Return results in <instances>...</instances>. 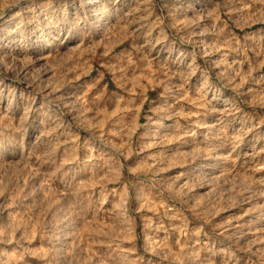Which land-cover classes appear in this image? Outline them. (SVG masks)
<instances>
[{
  "label": "rangeland",
  "instance_id": "obj_1",
  "mask_svg": "<svg viewBox=\"0 0 264 264\" xmlns=\"http://www.w3.org/2000/svg\"><path fill=\"white\" fill-rule=\"evenodd\" d=\"M0 60V264H264V0H0Z\"/></svg>",
  "mask_w": 264,
  "mask_h": 264
},
{
  "label": "bare ground",
  "instance_id": "obj_2",
  "mask_svg": "<svg viewBox=\"0 0 264 264\" xmlns=\"http://www.w3.org/2000/svg\"><path fill=\"white\" fill-rule=\"evenodd\" d=\"M47 2H48V1H47ZM49 2H50V1H49ZM187 8H188V7H187ZM144 9H145V8H144ZM66 10H67V9H66ZM140 10H141V9H140ZM98 12H99V11H98ZM191 13H192V12H191ZM183 14H184V13H183ZM130 18H131V17H130ZM197 18H198V17H197ZM204 18H205V17H204ZM126 23H127V22H126ZM33 24H34V23H33ZM119 26H120V25H119ZM121 26H122V25H121ZM179 26H180V25H179ZM46 27H47V26H46ZM115 27H116V26H114V28H115ZM129 27H130V26H129ZM108 28H109V26H108ZM127 28H128V27H127ZM203 28H204V27H203ZM49 29H50V28H49ZM128 29H129V28H128ZM106 30H107V29H106ZM207 30H208V29H207ZM124 31H125V30H124ZM128 31H129V30H128ZM203 31H204V29H203ZM188 32H189V31H188ZM50 33H51V32H50ZM109 33H110V31H109ZM185 33H186V32H185ZM185 33H184V34H185ZM190 33H192V32L190 31ZM52 34H53V33H52ZM54 34H56V33H54ZM77 34H79V33H77ZM116 34H117V33H116ZM113 35H114V34H113ZM119 35H120V34H119ZM126 35H127V34H126ZM126 35H125V36H126ZM131 35H132V34H131ZM191 35H192V34H191ZM193 35H194V34H193ZM111 36H112V35H111ZM115 37H116V36H115ZM117 37H118V36H117ZM127 37H128V36H127ZM92 38H93V37H92ZM104 38H105V37H104ZM108 38H109V37H108ZM113 38H114V37H113ZM94 39H95V38H94ZM115 39H116V38H115ZM118 39H119V38H118ZM72 40H73V39H72ZM88 40H90V39H88ZM129 40H130V39H129ZM131 40H133V39H131ZM134 40H135V39H134ZM112 41H113V39H112ZM105 42H107V41H105ZM108 42H109V41H108ZM132 42H133V41H132ZM192 42H193V41H192ZM51 43H52V42H51ZM60 43H61V42H60ZM75 44H76V43H75ZM199 44H200V43H199ZM70 45H71V44H70ZM80 45H81V44H80ZM74 46H75V45H74ZM85 46H86V45H85ZM196 47H197V46H196ZM84 48H85V47H84ZM210 48H211V47H210ZM79 49H80V48H78V49L76 50V52H77ZM199 49H200V48H199ZM69 51H70V50H69ZM204 52H205V51H204ZM63 53H64V52H63ZM63 53H62V54H63ZM67 53H68V52H67ZM73 53H74V52H73ZM81 53H82V52H81ZM32 54H33V53H32ZM75 54H76V53H75ZM77 54H78V53H77ZM214 54H215V53H214ZM5 55H6V54H5ZM209 55H210V54H209ZM32 56H33V55H32ZM36 56H37V55H36ZM61 56H63V55H61ZM140 56H141V55H140ZM146 56H147V55H146ZM146 56H145V57H146ZM24 57H25V55H24ZM47 57H49V55H48ZM54 57H55V55H54ZM57 57H58V56H57ZM145 57H143V58H145ZM147 57H148V56H147ZM221 57H222V56H221ZM22 58H23V57H22ZM61 58H62V57H61ZM61 58H60V59H61ZM64 58H65V57H64ZM66 58H67V57H66ZM74 58H75V57H74ZM219 58H220V57H219ZM1 59H2V58H1ZM13 59H14V58H13ZM41 59H42V58H41ZM60 59H59V61H60ZM62 59H63V58H62ZM70 59H71V57H70ZM124 59H125V58H124ZM5 60H6V59H5ZM51 60H52V59H51ZM73 60H74V59H73ZM0 61H2V60H0ZM8 61H9V60H8ZM67 61H68V60H67ZM67 61H66V62H67ZM104 61H105V59H104ZM119 61H120V60H119ZM217 61L219 62V60H217ZM221 61H223V60H221ZM230 61H231V60H230ZM75 62H76V61H75ZM108 62H109V61H108ZM134 62H135V61H134ZM161 62H162V61H161ZM161 62H160V63H161ZM224 62H225V61H224ZM8 63H10V62H8ZM35 63H36V62H35ZM45 63H47V62H45ZM59 63H60V62H59ZM59 63H58V64H59ZM69 63H70V62H69ZM106 63H107V62H106ZM140 63H141V62H140ZM158 63H159V62H158ZM226 63H227V62H226ZM13 64H14V63H13ZM66 64H67V63H66ZM75 64H76V63H75ZM115 64H116V63H115ZM115 64H114V65H115ZM133 64H134V63H133ZM162 64H163V63H162ZM220 64H221V62H220ZM0 65H1V64H0ZM25 65H27V64H25ZM60 65H61V64H60ZM62 65H63V64H62ZM68 65H70V64H68ZM225 65H226V64H225ZM32 66H33V65H32ZM48 66H49V65H48ZM85 66H86V65H85ZM85 66H84V67H85ZM132 66H133V65H132ZM152 66H153V65H152ZM236 66H237V65H236ZM30 67H31V66H30ZM66 67H67V66H66ZM169 67H170V66H169ZM225 67H226V66H225ZM37 68H38V67H37ZM47 68H49V67H47ZM62 68H64V67H62ZM85 68H86V67H85ZM229 68H230V67H229ZM1 69H2V68H1ZM29 69H30V68H29ZM51 69H52V68H51ZM54 69H55V67H54ZM56 69H57V68H56ZM110 69H111V68H110ZM226 69H227V68H226ZM230 69H231V68H230ZM63 70H64V69H63ZM218 70H219V69H218ZM232 70H233V69H232ZM10 71H11V69H10ZM71 71H72V70H71ZM81 71H82V70H81ZM81 71H80V72H81ZM165 71H166V70H165ZM8 72H9V71H8ZM35 72H36V70H35ZM58 72H59V71H58ZM65 72H66V71H65ZM73 72H74V71H73ZM82 72H83V71H82ZM116 72H117V71H116ZM154 72H155V71H154ZM166 72H167V71H166ZM174 72H175V71H174ZM219 72H220V70H219ZM25 73H26V72H25ZM74 73H75V72H74ZM157 73H159V72H157ZM160 73H161V72H160ZM33 74H34V73H33ZM33 74H32L31 76H33ZM82 74H83V73H82ZM168 74H170V73H168ZM232 74H233V72H232ZM2 75H3V74H2ZM12 75H13V74H12ZM64 75H65V74H64ZM67 75H68V74H67ZM78 75H79V74H78ZM118 75H119V74H118ZM136 75H137V74H136ZM151 75H152V74H151ZM226 75H227V73H226ZM70 76H71V75H70ZM178 76H179V75H178ZM230 76H231V75H230ZM9 77H10V76H9ZM34 77H35V76H34ZM60 77H61V76H60ZM73 77H74V76H73ZM171 77H172V76H171ZM171 77H170V78H171ZM176 77H177V76H176ZM24 78H25V77H24ZM76 78H77V77H76ZM115 78H116V77H115ZM180 78H181V77H180ZM177 79H179V78H177ZM21 80H22V79H21ZM26 80H27V78H26ZM30 80H31V79H30ZM44 80H45V79H44ZM115 80H116V79H115ZM227 80H228V79H227ZM41 81H42V80H41ZM48 81H49V80H48ZM62 81H63V80H62ZM162 81H164V80H162ZM172 81H173V80H172ZM180 81H181V80H180ZM186 81H187V80H186ZM22 82H23V81H22ZM33 82H34V81H33ZM157 82H158V81H157ZM166 82H167V81H166ZM227 82H228V81H227ZM229 82H230V81H229ZM5 83H6V82H5ZM58 83H60V82H58ZM58 83H57V85H58ZM31 84H32V81H31ZM233 84H235V83L233 82ZM52 85H53V84H52ZM54 85H55V84H54ZM84 85H85V84H84ZM121 85H122V84H121ZM181 85H182V84H181ZM183 85H184V84H183ZM25 86H26V85H25ZM29 86H30V85H29ZM47 86H48V85H47ZM58 86H60V85H58ZM81 86H83V85H81ZM50 87H51V86H50ZM52 87H53V86H52ZM79 87H80V86H79ZM91 87H92V86H91ZM183 87H184V86H183ZM29 88H30V87H29ZM39 88L41 89V87H39ZM80 88L82 89V87H80ZM92 88H93V87H92ZM92 88H91V90H92ZM56 89H57V88H56ZM81 89H80V90H81ZM88 89H89V88H88ZM174 89H175V88H174ZM174 89H173V90H174ZM195 89H196V88H195ZM76 90H77V89H76ZM170 90H171V89H170ZM170 90H169V91H170ZM51 91H52V90H51ZM58 91H59V90H58ZM58 91H57V92H58ZM77 91H78V90H77ZM133 91H134V90H133ZM195 91H196V90H195ZM97 92H98V90H97ZM193 92H194V91H193ZM19 93H20V92H19ZM36 93H37V92H36ZM43 93H44V92H43ZM91 93H92V92H91ZM168 93H169V92H168ZM182 93H183V92H182ZM198 93H199V92H198ZM198 93H197V94H198ZM73 94H74V93H73ZM175 94H176V93H175ZM22 95H23V94H22ZM41 95H42V94H41ZM66 95H67V94H66ZM76 95H77V94H76ZM217 95H218V94H217ZM68 96H69V95H68ZM98 96H99V94H98ZM174 96H175V95H174ZM181 96H182V94H181ZM198 96H199V95H198ZM54 97H55V96H54ZM54 97H53V98H54ZM76 97H77V96H76ZM76 97H75V99H76ZM115 97H116V96H115ZM117 97H118V96H117ZM60 98H61V97H60ZM99 98H100V97H99ZM103 98H105V97H103ZM75 99L73 98V100H75ZM174 99H176V98H174ZM51 100H52V99H51ZM69 100H70V99H69ZM91 100H92V99H91ZM97 100H98V99H97ZM70 101H71V100H70ZM77 101H79V100H77ZM98 101H99V100H98ZM192 101H193V100H192ZM90 102H91V101H90ZM77 103H78V102H77ZM80 103H81V102H80ZM85 103H86V102H85ZM85 103H84V104H85ZM112 103H113V102H112ZM69 104H70V103H69ZM74 104H75V102H74ZM48 105H49V104H48ZM82 105H83V104H82ZM82 105H81V106H82ZM68 106H69V105H68ZM71 106H72V105H71ZM79 106H80V105H79ZM115 106H116V105H115ZM15 107H16V106H15ZM206 107H207V106H206ZM53 108H54V107H53ZM87 108H88V107H87ZM102 108H103V107H102ZM221 108H222V107H221ZM227 109H228V108H227ZM59 110H60V109H59ZM82 110H83V109H82ZM85 110H86V109H85ZM156 110H157V109H156ZM156 110H155V111H156ZM176 110H177V109H176ZM214 110H215V109H214ZM24 111H25V110H24ZM26 111H27V110H26ZM104 111H105V110H104ZM111 111H112V110H111ZM111 111H110V112H111ZM209 111H210V110H209ZM61 112H62V111H61ZM86 112H87V111H86ZM182 112H183V111H182ZM184 112H185V111H184ZM225 112H226V111H225ZM88 113H89V111H88ZM112 113H113V111H112ZM114 113H115V112H114ZM164 113H165V112H164ZM216 113H217V112H216ZM43 114H44V113H43ZM89 114H90V113H89ZM115 114H116V113H115ZM154 114H155V113H154ZM160 114H161V113H160ZM160 114H159V115H160ZM177 114H178V113H177ZM184 114H185V113H184ZM63 115H64V114H63ZM93 115L96 116V114H93ZM93 115H92V116H93ZM100 115H101V114H100ZM174 115H175V114H174ZM185 115H186V114H185ZM24 116H25V115H24ZM64 116H65V115H64ZM79 116H80V115H79ZM92 116H90V117H92ZM161 116H162V114H161ZM186 116H187V115H186ZM214 116H215V115H214ZM8 117H9V116H8ZM99 117H100V116H99ZM103 117H104V116H103ZM113 117H114V116H113ZM159 117H160V116H159ZM216 117H217V116H216ZM17 118H18V117H17ZM68 118L70 119V117H68ZM107 118H108V117H107ZM150 118H151V117H150ZM168 118H169V117H168ZM189 118H190V117H189ZM219 118H220V117H219ZM49 119H50V118H49ZM104 119H105V118H104ZM13 120H14V119H13ZM83 120H84V119H83ZM86 120H87V119H86ZM89 120H91V119H89ZM197 120H198V119H197ZM218 120H219V119H218ZM8 121H9V120H8ZM44 121H45V120H44ZM106 121H107V120H106ZM152 121H153V120H152ZM199 121H200V120H199ZM88 122H89V121H88ZM156 122H157V121H156ZM158 122H159V121H158ZM167 122H168V121H167ZM192 122H193V121H192ZM2 123H3V122H2ZM15 123H16V122H15ZM15 123H14V124H15ZM48 123H49V122H48ZM72 123H73V122H72ZM96 123L98 124L99 122H96ZM96 123H95V125H96ZM113 123H114V122H113ZM221 123H222V122H221ZM12 124H13V123H12ZM65 124H66V123H65ZM190 124H191V123H190ZM202 124H204V123H201V125H202ZM21 125H23V123H22ZM21 125H20V126H21ZM46 125H47V124H46ZM81 125H82V124H80V126H81ZM100 125H101V124H100ZM103 125H105V124H103ZM103 125H102V126H103ZM154 125H155V124H154ZM204 125H206V124H204ZM7 126H8V125H7ZM57 126H58V125H57ZM98 126H99V125H98ZM98 126H97V127H98ZM146 126H147V125H146ZM157 126H158V125H157ZM160 126H162V125H160ZM173 126H174V125H173ZM210 126H213V125H210ZM2 127H3V126H2ZM85 127H86V126H85ZM202 127H203V126H202ZM8 128H9V127H8ZM105 128H106V127H105ZM146 128H147V127H146ZM152 128H153V127H152ZM152 128H151V130H152ZM223 128H224V127H223ZM13 129H14V128H13ZM38 129H39V128H38ZM94 129H95V128H94ZM98 129H99V128H98ZM148 129H149V128H148ZM218 129H219V128H218ZM79 130H80V129H79ZM83 130H84V129H83ZM102 130H103V129H102ZM211 130H212V128H211ZM47 131H48V130H47ZM99 131H100V130H99ZM147 131H148V130H147ZM175 131H176V130H175ZM183 131H184V130H183ZM202 131H203V130H202ZM238 131H239V130H238ZM48 132H49V131H48ZM63 132H64V131H63ZM76 132H77V131H76ZM95 132H96V131H95ZM129 132H130V131H129ZM153 132H154V131H153ZM161 132H162V131H161ZM187 132H188V131H187ZM187 132H186V133H187ZM226 132H227V131H226ZM226 132H225V133H226ZM242 132H243V131H242ZM44 133H45V132H44ZM61 133H62V132H61ZM73 133H74V132H73ZM77 133H78V132H77ZM90 133H91V132H90ZM149 133H150V132H148V134H149ZM151 133H152V132H151ZM164 133H165V132H164ZM166 133H167V132H166ZM168 133H169V132H168ZM210 133H211V132H210ZM64 134H65V133H64ZM67 134H69V133H66V135H67ZM70 134H71V133H70ZM70 134H69V136H70ZM145 134H146V133H145ZM161 134H162V133H161ZM171 134H172V133H171ZM171 134H169V135H171ZM177 134H178V133H177ZM182 134H183V133H182ZM218 134H219V133H218ZM240 134H241V133H240ZM90 135H91V134H90ZM174 135H175V134H174ZM186 135H187V134H186ZM196 135H197V133H196ZM203 135H204V134H203ZM224 135H225V134H224ZM45 136H46V135H45ZM54 136H55V135H54ZM64 136H65V135H64ZM72 136H73V135H72ZM161 136H162V135H161ZM171 136H172V135H171ZM176 136H177V135H176ZM219 136H220V135H219ZM237 136H238V135H237ZM31 137H32V136H31ZM59 137H60V136H59ZM76 137H77V136H76ZM79 137H80V136H79ZM104 137H105V136H104ZM124 137H126V136H124ZM158 137H159V136H158ZM187 137H188V136H187ZM212 137H213V136H212ZM217 137H218V135H217ZM223 137H224V136H223ZM225 137H226V136H225ZM230 137H231V136H230ZM232 137H234V136H232ZM241 137H242V136H241ZM57 138H58V137H57ZM60 138H61V137H60ZM94 138H95V137H94ZM100 138H101V137H100ZM145 138H146V137H145ZM145 138H143V139H145ZM152 138H153V137H152ZM160 138H161V137H160ZM226 138H227V137H226ZM235 138H236V137H235ZM44 139H45V138H44ZM149 139H150V138H149ZM187 139H188V138H187ZM203 139H204V137H203ZM216 139H217V138H216ZM17 140H18V139H17ZM75 140H76V139H75ZM104 140H105V139H104ZM104 140H103V141H104ZM151 140H152V139H151ZM156 140H157V139H156ZM201 140H202V139H201ZM206 140H207V139H206ZM210 140H211V139H210ZM217 140H218V139H217ZM60 141H61V140H60ZM103 141H102V142H103ZM160 141H161V140H160ZM207 141H208V140H207ZM218 141H219V140H218ZM51 142H52V141H51ZM53 142H54V141H53ZM82 142H83V141H82ZM92 142H93V141H92ZM100 142H101V141H100ZM146 142H147V141H146ZM176 142H177V141H176ZM199 142H200V140H199ZM202 142H203V141H202ZM202 142H200V143H202ZM35 143H36V142H35ZM73 143H74V142H73ZM116 143H117V142H116ZM189 143H190V141H189ZM76 144H77V143H76ZM102 144H103V143H102ZM107 144H108V143H107ZM167 144H168V143H167ZM169 144H170V143H169ZM173 144H174V143H173ZM185 144H186V143H185ZM198 144H199V143H198ZM202 144H204V143H202ZM211 144H212V143H211ZM230 144H231V143H230ZM57 145H58V144H57ZM69 145H70V144H69ZM175 145H176V144H175ZM183 145H184V144H183ZM189 145H191V144H189ZM195 145H196V144H195ZM221 145H222V144H221ZM236 145H237V144H236ZM78 146H79V145H78ZM99 146H100V145H99ZM106 146H107V145H106ZM171 146H172V145H171ZM178 146H179V145H178ZM219 146H220V145H219ZM231 146H232V145H231ZM24 147H25V146H24ZM32 147H33V146H32ZM64 147H66V146H64ZM96 147H97V146H96ZM184 147H186V146H184ZM193 147H194V146H193ZM61 148H62V147H61ZM112 148H113V147H112ZM114 148H115V147H114ZM148 148H149V147H148ZM177 148H178V147H177ZM188 148H189V146H188ZM188 148H187V150H188ZM199 148H200V147H199ZM207 148L209 149V146H208ZM217 148H218V147H217ZM40 149H41V147H40ZM54 149H55V148H54ZM54 149H53V150H54ZM64 149H65V148H64ZM71 149H72V148H71ZM76 149H77V148H76ZM81 149H82V147H81ZM85 149H86V146H85ZM165 149H166V147H165ZM173 149H174V148H173ZM196 149H197V148H196ZM203 149H204V148H203ZM262 149H263V148H261V150H262ZM48 150H49V149H48ZM116 150H117V149H116ZM141 150H142V149H141ZM157 150H158V149H157ZM166 150H167V149H166ZM176 150H177V149H176ZM232 150H233V149H232ZM35 151H36V150H35ZM84 151H85V150H84ZM86 151H87V150H86ZM91 151H92V150H91ZM184 151H186V150H184ZM184 151H182V152H184ZM204 151H205V150H204ZM30 152H31V151H30ZM36 152H37V151H36ZM36 152H32V153H36ZM46 152H47V151H46ZM65 152H66V151H65ZM65 152H64V153H65ZM68 152H69V150H68ZM75 152H77V151L75 150ZM107 152H108V151H107ZM107 152H106V153H107ZM117 152H118V151H117ZM119 152H120V151H119ZM150 152H151V151H150ZM160 152H161V151H160ZM165 152H166V151H165ZM187 152H188V151H187ZM193 152H194V151H193ZM227 152H228V151H227ZM237 152H238V151H237ZM262 152H263V150H262ZM32 153H31V154H32ZM43 153H44V152H43ZM49 153H50V152H49ZM89 153H90V152H89ZM92 153H93V152H92ZM99 153H100V152H99ZM158 153H159V152H158ZM185 153H186V152H185ZM191 153H192V152H191ZM206 153H207V152H206ZM209 153H210V152H209ZM219 153H220V152H219ZM263 153H264V152H263ZM27 154H28V153H26V155H27ZM39 154H40V153H39ZM59 154H60V153H59ZM61 154H62V153H61ZM70 154H71V153H70ZM87 154H88V153H87ZM104 154H105V153H104ZM144 154H145V153H144ZM189 154H190V153H189ZM195 154H196V153H195ZM202 154H203V153H202ZM239 154H240V153H239ZM71 155H72V154H71ZM74 155H75V154H74ZM78 155H79V154H78ZM93 155H94V154H93ZM145 155H146V154H145ZM204 155H205V154H204ZM219 155H220V154H219ZM223 155H224V154H223ZM37 156H38V155H37ZM50 156H51V155H50ZM64 156H65V154H64ZM104 156H105V155H104ZM152 156H153V155H152ZM190 156H191V155H190ZM192 156H193V155H192ZM199 156H200V155H199ZM220 156H221V155H220ZM243 156H244V155H243ZM60 157H61V156H60ZM60 157H59V158H60ZM69 157H70V156H69ZM69 157H68V158H69ZM86 157H87V156H86ZM88 157H89V156H88ZM107 157H108V156H107ZM207 157H208V156H207ZM216 157H217V156H216ZM227 157H228V156H227ZM234 157H235V156H234ZM237 157H238V156H237ZM249 157H250V156H249ZM251 157H252V156H251ZM33 158H34V157H33ZM54 158H55V157H54ZM56 158H57V157H56ZM59 158H58V159H59ZM66 158H67V157H66ZM71 158H72V157H71ZM75 158H76V155H75ZM79 158H80V157H79ZM223 158H224V157H223ZM244 158H245V157H244ZM253 158H254V157H253ZM253 158H252V159H253ZM46 159H47V158H46ZM60 159H62V158H60ZM82 159H84V158H82ZM87 159H89V158H87ZM102 159H103V158H102ZM150 159H151V158H150ZM252 159H251V160H252ZM261 159H262V158H261ZM14 160H15V159H14ZM103 160H104V159H103ZM214 160H216V159H214ZM232 160H233V159H232ZM22 161H23V160H22ZM32 161H33V160H32ZM35 161H36V160H35ZM69 161H70V160H69ZM93 161H94V160H93ZM98 161H99V160H98ZM107 161H108V160H107ZM114 161H115V160H114ZM1 162H4V161H1ZM5 162H6V161H5ZM28 162H29V161H28ZM39 162H40V161H39ZM65 162H66V160H65ZM84 162H85V161H84ZM86 162H87V161H86ZM150 162H151V161H150ZM232 162H233V161H232ZM247 162H248V161H247ZM260 162H261V161H260ZM45 163H46V162H45ZM91 163H92V162H91ZM204 163H205V162H204ZM224 163H225V162H224ZM226 163H227V162H226ZM230 163H231V162H230ZM234 163H235V162H234ZM255 163H256V162H255ZM165 164H166V163H165ZM192 164H193V163H192ZM211 164H213V163H211ZM232 164H233V163H232ZM38 165H39V164H38ZM85 165H86V164H85ZM113 165H114V164H113ZM149 165H150V163H149ZM153 165H154V164H153ZM153 165H151V166H153ZM167 165H168V164H167ZM216 165H217V163H216ZM219 165H220V164H219ZM228 165H229V164H228ZM47 166H48V165H47ZM101 166H102V164H101ZM103 166H104V165H103ZM151 166H150V167H151ZM161 166H162V165H161ZM190 166H191V165H190ZM195 166H196V165H195ZM204 166H205V165H204ZM234 166H236V165H234ZM247 166H248V165H247ZM254 166H255V165H254ZM2 167H3V166H2ZM7 167H8V166H7ZM44 167H45V166H44ZM51 167H53V166H51ZM55 167H56V166H55ZM207 167H208V166H207ZM216 167H217V166H216ZM232 167H233V166H232ZM45 168H46V167H45ZM91 168H92V167H91ZM107 168H108V167H107ZM151 168H152V167H151ZM160 168H161V167H160ZM214 168H215V166H214ZM241 168H242V167H241ZM256 168H257V167H256ZM256 168H255V169H256ZM10 169H11V168H10ZM19 169H20V168H19ZM19 169H18V170H19ZM22 169H23V168H22ZM24 169H25V168H24ZM29 169H30V168H29ZM29 169H28V170H29ZM43 169H44V168H43ZM47 169H48V168H47ZM79 169H80V168H79ZM88 169H89V168H88ZM92 169H93V168H92ZM167 169H168V168H167ZM227 169H228V168H227ZM48 170H49V169H48ZM157 170H158V169H157ZM161 170H163V168H162ZM161 170H160V171H161ZM203 170H204V169H203ZM212 170H213V169H212ZM252 170H253V169H252ZM258 170H259V169H258ZM29 171H30V170H29ZM29 171H28V172H29ZM50 171H51V170H50ZM57 171H58V170H57ZM99 171H100V170H99ZM99 171H98V172H99ZM114 171H115V170H114ZM180 171H181V170H180ZM188 171H189V170H188ZM191 171H192V170H191ZM209 171H210V170H209ZM224 171H225V170H224ZM229 171H230V170H229ZM243 171H244V170H243ZM247 171H248V170H247ZM0 172H1V171H0ZM5 172H6V171H5ZM30 172H31V171H30ZM40 172H41V171H40ZM54 172H55V171H54ZM67 172H68V171H67ZM67 172H66V173H67ZM85 172H86V171H85ZM87 172H88V171H87ZM106 172H107V171H106ZM164 172H165V171H164ZM205 172H206V170H205ZM205 172H204V173H205ZM219 172H220V171H219ZM238 172H239V171H238ZM6 173L8 174V172H6ZM6 173H5V174H6ZM15 173H16V172H15ZM19 173H20V172H19ZM35 173H36V172H35ZM63 173H64V172H63ZM78 173H79V172H78ZM177 173H178V172H177ZM201 173H202V172H201ZM263 173H264V172H263ZM24 174H26V173H24ZM27 174H28V173H27ZM29 174H30V173H29ZM41 174H42V173H41ZM85 174L87 175V173H85ZM192 174H193V173H192ZM208 174H209V173H208ZM2 175H3V174H2ZM30 175H31V174H30ZM44 175H45V174H44ZM106 175H107V174H106ZM156 175H157V174H156ZM188 175H189V174H188ZM216 175H217V174H216ZM223 175H224V174H223ZM234 175H235V174H234ZM242 175H243V174H242ZM242 175H241V176H242ZM244 175H245V174H244ZM252 175H253V174H252ZM35 176H36V175H35ZM52 176H53V175H52ZM63 176H64V175H63ZM77 176H78V175H77ZM84 176H85V175H84ZM183 176H184V175H183ZM186 176H187V175H186ZM197 176H198V175H197ZM212 176H214V175H212ZM237 176H238V175H237ZM246 176H247V175H246ZM255 176H256V175H255ZM6 177H7V176H6ZM8 177H9V176H8ZM10 177H11V176H10ZM31 177H32V176H31ZM54 177H55V176H54ZM161 177H162V176H161ZM179 177H180V176H179ZM191 177H192V176H191ZM199 177H200V176H199ZM202 177H203V176H202ZM214 177H215V176H214ZM217 177H218V176H217ZM220 177H221V176H220ZM220 177H219V178H220ZM225 177H226V176H225ZM238 177H239V176H238ZM259 177H260V176H259ZM13 178H14V177H13ZM35 178H36V177H35ZM78 178H79V177H78ZM102 178H104V177H102ZM174 178H175V177H174ZM189 178H190V177H189ZM219 178H218V179H219ZM230 178H231V177H230ZM245 178H246V177H245ZM6 179H7V178H6ZM41 179H42V178H41ZM81 179H82V178H81ZM83 179H84V177H83ZM87 179H88V178H87ZM92 179H93V177H92ZM158 179H159V178H158ZM158 179H157V180H158ZM164 179H166V178H164ZM177 179H178V178H177ZM203 179H204V178H203ZM214 179H215V178H214ZM224 179H226V178H224ZM227 179H228V178H227ZM250 179H251V178H250ZM57 180H58V179H57ZM101 180H102V179H101ZM174 180H175V179H174ZM184 180H185V179H184ZM190 180H191V179H190ZM195 180H196V179H195ZM197 180H198V179H197ZM222 180H223V179H222ZM229 180H230V179H229ZM253 180H254V179H253ZM261 180H262V179H261ZM263 180H264V179H263ZM0 181H1V180H0ZM58 181H60V179H59ZM74 181H75V180H74ZM89 181H90V180H89ZM167 181H168V180H167ZM212 181H213V180H212ZM240 181H241V180H240ZM257 181H258V180H257ZM30 182H31V181H30ZM48 182H49V181H48ZM56 182H57V181H56ZM80 182H81V181H80ZM99 182H100V181H99ZM177 182H178V181H177ZM197 182H199V181H197ZM207 182H208V181H206V183H207ZM209 182H211V180H210ZM209 182H208V183H209ZM224 182H225V181H224ZM2 183H3V180H2ZM53 183H54V182H53ZM103 183H104V182H103ZM172 183H174V182H172ZM175 183H176V182H175ZM178 183H180V182H178ZM216 183H217V182H216ZM222 183H223V182H222ZM234 183H235V182H234ZM241 183H242V181H241ZM246 183H247V182H246ZM8 184H9V183H8ZM32 184H34V183H32ZM56 184H57V183H56ZM79 184H81V183H79ZM161 184H162V183H161ZM170 184H171V183H170ZM170 184H169V185H170ZM190 184H191V183H190ZM199 184H200V183H199ZM201 184H202V183H201ZM253 184H254V183H253ZM3 185H4V184H3ZM37 185H38V184H36V186H37ZM60 185H61V184H60ZM62 185H63V184H62ZM66 185H69V184H66ZM164 185H165V184H164ZM182 185H183V183H182ZM196 185H197V184H196ZM205 185H206V184H205ZM263 185H264V184H263ZM160 186H161V185H160ZM166 186H167V185H166ZM192 186H193V185H192ZM241 186H242V184H241ZM251 186H252V185H251ZM68 187H69V186H68ZM80 187H81V186H80ZM161 187H162V186H161ZM167 187H168V186H167ZM167 187H166V188H167ZM181 187H182V186H181ZM185 187H186V186H185ZM198 187H199V186H198ZM211 187H212V186H211ZM213 187H214V186H213ZM220 187H221V186H220ZM243 187H244V186H243ZM30 188H31V187H30ZM48 188H50V187H48ZM73 188H74V187H73ZM81 188H82V187H81ZM83 188H84V187H83ZM174 188H176V187H174ZM174 188H173V189H174ZM214 188H215V187H214ZM244 188H245V187H244ZM248 188H249V187H248ZM254 188H255V187H254ZM21 189H22V188H21ZM31 189H32V188H31ZM76 189H77V188H76ZM79 189H80V188H79ZM190 189H191V188H190ZM190 189H189V190H190ZM259 189H260V188H259ZM259 189H258V191H259ZM24 190H25V189H24ZM34 190H35V189H34ZM47 190H48V189H47ZM56 190H57V189H56ZM102 190H103V189H102ZM112 190H113V189H112ZM187 190H188V189H187ZM217 190H218V189H217ZM25 191H26V190H25ZM29 191H30V189H29ZM99 191H100V190H99ZM104 191H106V190H104ZM138 191H139V190H138ZM138 191H137V192H138ZM39 192H40V191H39ZM39 192H38V193H39ZM59 192H60V191H59ZM61 192L63 193V191H61ZM71 192H72V190H71ZM85 192H86V191H85ZM112 192H115V191H112ZM251 192H252V190H251ZM261 192H262V190H261ZM23 193H24V192H23ZM23 193H22V194H23ZM25 193H26V192H25ZM29 193H30V192H29ZM41 193H42V190H41ZM197 193H198V192H197ZM205 193H207V192H205ZM248 193H249V191H248ZM262 193H264V192H262ZM60 194H61V193H60ZM117 194H118V193H117ZM127 194H128V193H127ZM127 194H126V195H127ZM175 194H176V193H175ZM181 194H182V193H181ZM183 194H184V193H183ZM27 195H28V194H27ZM33 195H34V194H33ZM33 195H32V196H33ZM39 195H40V193H39ZM64 195H65V194H64ZM70 195H71V194H70ZM78 195H79V194H78ZM89 195H90V193H89ZM91 195H93V194H91ZM102 195H103V194H102ZM118 195H119V194H118ZM128 195H129V194H128ZM138 195H139V194H138ZM186 195H187V194H186ZM186 195H185V196H186ZM200 195H201V194H200ZM260 195H261V194H260ZM29 196H30V195H29ZM80 196H82V195H80ZM107 196H108V195H107ZM139 196H140V195H139ZM147 196H148V195H147ZM253 196H254V195H253ZM40 197H41V196H40ZM44 197H45V196H44ZM54 197H55V196H54ZM64 197H65V196H64ZM73 197H74V196H73ZM73 197H72L71 199H73ZM100 197H101V196H100ZM104 197H105V196H104ZM118 197H119V196H118ZM118 197H117V199H118ZM122 197H123V196H122ZM134 197H135V196H134ZM187 197H188V196H187ZM190 197H191V196H190ZM203 197H204V196H203ZM261 197H262V196H261ZM29 198H30V197H29ZM41 198H42V197H41ZM48 198H49V197H48ZM66 198H67V197H66ZM80 198H82V197H80ZM89 198H90V196H89ZM92 198H93V197H92ZM107 198H108V197H107ZM139 198H140V197H139ZM181 198H182V197H181ZM188 198H189V197H188ZM27 199H28V198H27ZM39 199H40V198H39ZM54 199H55V198H54ZM61 199H64V198H61ZM69 199H70V198H69ZM77 199H78V198H77ZM94 199H95V198H94ZM97 199H98V198H97ZM128 199H129V198H128ZM185 199H186V198H184V200H185ZM198 199H199V198H198ZM58 200H60V199H58ZM88 200H89V199H88ZM106 200H107V199H106ZM109 200H110V199H109ZM111 200H112V199H111ZM144 200H145V199H144ZM186 200H187V199H186ZM193 200H194V199H193ZM193 200H192V201H193ZM204 200H205V199H204ZM38 201H39V200H38ZM81 201H82V200H81ZM85 201H86V200H85ZM89 201H90V200H89ZM92 201H93V200H92ZM95 201H96V200H95ZM116 201H117V200H116ZM137 201H139V200H137ZM192 201H191V202H192ZM262 201H263V200H262ZM114 202H115V201H114ZM118 202H119V201H118ZM206 202H207V201H206ZM260 202H261V201H260ZM19 203H20V202H19ZM70 203H71V202H70ZM77 203H78V202H77ZM98 203H99V202H98ZM119 203H120V202H119ZM121 203H122V202H121ZM150 203H151V202H150ZM194 203H195V202H194ZM196 203H197V202H196ZM196 203H195V204H196ZM204 203H205V202H204ZM209 203H210V201H209ZM45 204H46V203H45ZM57 204H58V203H57ZM57 204H56V205H57ZM74 204H75V203H74ZM80 204H81V203H80ZM96 204H97V203H96ZM109 204H110V203H109ZM191 204H192V203H191ZM197 204H198V203H197ZM197 204H196V205H197ZM255 204H256V203H255ZM35 205H36V204H35ZM60 205H61V204H60ZM100 205H101V204H100ZM206 205H207V204H206ZM253 205H254V204H253ZM259 205H260V204H259ZM259 205H258V206H259ZM262 205H263V204H262ZM39 206H40V205H39ZM73 206H74V205H73ZM76 206H77V205H76ZM79 206H80V205H79ZM83 206H84V205H83ZM186 206H187V205H186ZM193 206H194V204H193ZM202 206H203V205H202ZM250 206H251V205H250ZM54 207H55V206H54ZM90 207H91V206H90ZM98 207H99V206H98ZM125 207H126V206H125ZM33 208H34V207H33ZM44 208H45V206H44ZM46 208H47V207H46ZM52 208H53V207H52ZM59 208H60V207H59ZM72 208H73V207H72ZM76 208H77V207H76ZM82 208H83V207H82ZM88 208H89V207H88ZM99 208H100V207H99ZM105 208H106V207H105ZM201 208H202V207H201ZM249 208H250V207H249ZM41 209H43V208H41ZM80 209H81V208H80ZM110 209H111V208H110ZM113 209H114V208H113ZM117 209H118V208H117ZM169 209H170V208H169ZM173 209H174V207H173ZM196 209H197V208H196ZM203 209H204V208H203ZM256 209H257V208H256ZM262 209H263V208H262ZM38 210H39V209H38ZM43 210H44V209H43ZM51 210L53 211V209H51ZM56 210H58V209H56ZM60 210H61V209H60ZM64 210H66V209H64ZM64 210H63V211H64ZM98 210H99V209H98ZM166 210H167V209H166ZM166 210H165V211H166ZM240 210H241V209H240ZM34 211H35V210H34ZM36 211H37V210H36ZM49 211H50V210H49ZM114 211H117V210H114ZM114 211H113V212H114ZM207 211H208V209H207ZM210 211H212V209H211ZM243 211H244V210H243ZM24 212H25V211H24ZM29 212H30V211H29ZM38 212H40V211H38ZM38 212H37V214H40V213H38ZM50 212H51V211H50ZM66 212H67V211H66ZM198 212H199V211H198ZM237 212H239V211H237ZM32 213H33V212H32ZM42 213H43V212H42ZM46 213H47V212H46ZM64 213H65V212H64ZM80 213H81V212H80ZM101 213H102V212H101ZM101 213H100V214H101ZM115 213H116V212H115ZM120 213H121V211H120ZM122 213H123V212H122ZM177 213H178V212H177ZM201 213H202V212H201ZM214 213H217V212L214 211ZM241 213H242V212H241ZM68 214H69V213H68ZM72 214H73V213H72ZM104 214H105V212H104ZM112 214H113V213H112ZM172 214H173V213H172ZM179 214H180V212H179ZM207 214H208V213H207ZM229 214H230V213H229ZM233 214H234V213H233ZM235 214H236V213H235ZM238 214H239V213H238ZM29 215H30V214H29ZM52 215H53V214H52ZM56 215H57V214H56ZM56 215H55V216H56ZM75 215H76V214H75ZM126 215H127V214H126ZM170 215H171V214H169V216H170ZM174 215H175V214H174ZM208 215H209V214H208ZM242 215H243V213H242ZM263 215H264V214H263ZM10 216H11V215H10ZM68 216H69V215H68ZM70 216H71V215H70ZM72 216H73V215H72ZM88 216H89V215H88ZM101 216H102V215H101ZM114 216H115V215H114ZM118 216H119V215H118ZM209 216H210V215H209ZM227 216H228V215H227ZM240 216H241V215H240ZM29 217H30V216H29ZM35 217H36V216H35V214H34V219H35ZM64 217H65V216H64ZM119 217H120V216H119ZM119 217H118V218H119ZM258 217H259V216H258ZM11 218H12V217H11ZM72 218H73V217H72ZM109 218H110V217H109ZM126 218H127V217H126ZM209 218H210V217H209ZM236 218H238V217H236ZM54 219H55V218H54ZM70 219H71V218H70ZM116 219H117V218H116ZM122 219H123V218H122ZM159 219H160V218H159ZM206 219H207V218H206ZM214 219H215V218H214ZM227 219H228V218H227ZM234 219H235V218H234ZM238 219H239V218H238ZM245 219H246V218H245ZM45 220H46V219H45ZM80 220H81V219H80ZM82 220H83V218H82ZM120 220H121V219H120ZM176 220H177V218H176ZM231 220H232V219H231ZM246 220H247V219H246ZM43 221H44V220H43ZM52 221H53V220H52ZM78 221H79V220H78ZM86 221H87V220H86ZM88 221H89V220H88ZM102 221H103V220H102ZM112 221H114V220H112ZM123 221H124V220H123ZM123 221H122V222H123ZM152 221H153V220H152ZM159 221H160V220H159ZM236 221H237V220H236ZM242 221H243V220H242ZM252 221H253V220H252ZM46 222H47V221H46ZM53 222H54V221H53ZM56 222H58V221H55V223H56ZM60 222H61V221H60ZM65 222H66V221H65ZM73 222H75V221H73ZM116 222H117V221H116ZM153 222H154V221H153ZM155 222H156V221H155ZM157 222H158V220H157ZM175 222H176V221H175ZM214 222H215V221H214ZM225 222H226V221H225ZM259 222H260V221H259ZM68 223H69V222H68ZM75 223H76V222H75ZM86 223H87V222H86ZM89 223H90V222H89ZM124 223H125V222H124ZM158 223H159V222H158ZM160 223H161V222H160ZM167 223H168V222H167ZM229 223H230V222H229ZM242 223H243V222H242ZM77 224H79V222H78ZM93 224H94V223H93ZM121 224H122V223H121ZM121 224H120V225H121ZM127 224H128V223H127ZM168 224H169V223H168ZM182 224H183V223H182ZM222 224H224V223H222ZM69 225H70V224H69ZM99 225H100V224H99ZM125 225H126V224H125ZM173 225H174V224H172V226H173ZM215 225H217V224H215ZM236 225H237V224H236ZM241 225H242V224H241ZM263 225H264V224H263ZM70 226H71V225H70ZM101 226H102V224H101ZM118 226H119V225H118ZM121 226H122V225H121ZM121 226H119V227H121ZM156 226H157V225H156ZM160 226H161V225H160ZM213 226H214V225H213ZM248 226H249V225H248ZM258 226H259V225H258ZM58 227H59V226H58ZM79 227H80V226H79ZM105 227H106V226H105ZM128 227H129V226H128ZM166 227H167V226H166ZM174 227H175V226H174ZM182 227H183V226H182ZM217 227H218V226H217ZM241 227H242V226H241ZM69 228H70V227H69ZM154 228H155V227H154ZM154 228H153V229H154ZM159 228H160V227H159ZM235 228H236V227H235ZM244 228H245V227H244ZM51 229H52V228H51ZM64 229H65V228H64ZM126 229H127V228H126ZM126 229H125V230H126ZM153 229H152V230H153ZM166 229H167V228H166ZM236 229H237V228H236ZM251 229H252V228H251ZM62 230H63V228H62ZM62 230H59V231H62ZM70 230H71V229H70ZM92 230H93V229H92ZM161 230H162V227H161ZM246 230H247V229H246ZM262 230H264V229H262ZM68 231H69V230H68ZM244 231H245V230H244ZM253 231H254V230H253ZM260 231H261V230H260ZM124 232H125V231H124ZM127 232H128V231H127ZM157 232H158V231H157ZM167 232H168V234H169L168 229H167L166 233H167ZM224 232H225V231H224ZM242 232H243V231H242ZM245 232H246V231H245ZM108 233H109V232H108ZM110 233H111V232H110ZM153 233H154V232H153ZM163 233H164V232H163ZM192 233H193V232H192ZM229 233H230V232H229ZM54 234H55V233H54ZM70 234H71V233H70ZM70 234H69V236H70ZM172 234H173V233H172ZM197 234H198V233H197ZM197 234H196V235H197ZM223 234H224V233H223ZM237 234H238V233H237ZM251 234H252V233H251ZM66 235H67V234H66ZM106 235H107V234H106ZM123 235H124V234H123ZM147 235H148V233H147ZM175 235H176V234H175ZM228 235H229V234H228ZM231 235H232V234H231ZM243 235H245V234H243ZM248 235H249V234H248ZM125 236H126V235H125ZM155 236H156V235H155ZM239 236H240V235H239ZM53 237H54V236H53ZM66 237H67V236H66ZM169 237H170V236H169ZM229 237H231V236H229ZM242 237H244V236H242ZM247 237H248V236H247ZM61 238H62V237H61ZM87 238H88V237H87ZM147 238H150V237H147ZM147 238H146V239H147ZM262 238H263V237H262ZM119 239H120V238H119ZM153 239H154V238H153ZM165 239H166V238H165ZM191 239H192V238H191ZM239 239H240V238H239ZM251 239H252V238H251ZM79 240H80V239H79ZM79 240H78V241H79ZM89 240H90V239H89ZM92 240H94V239H92ZM158 240H160V239H158ZM161 240H162V238H161ZM169 240H170V239H169ZM199 240H200V239H199ZM237 240H238V238H237ZM242 240H243V239H242ZM253 240H254V239H253ZM257 240H258V239H257ZM46 241H47V240H46ZM51 241H52V240H51ZM60 241H61V240H60ZM67 241H68V240H67ZM73 241H74V240H73ZM76 241H77V240H76ZM94 241H95V240H94ZM103 241H104V240H103ZM111 241H112V240H111ZM162 241H163V240H162ZM176 241H177V240H176ZM97 242H98V241H97ZM118 242H119V241H118ZM159 242H160V241H159ZM238 242H239V241H238ZM254 242H255V241H254ZM148 243H149V241H148ZM168 243H169V242H168ZM187 243H188V242H187ZM194 243H195V242H194ZM194 243H193V244H194ZM62 244H63V243H62ZM69 244H70V242H69ZM93 244H94V243H93ZM97 244H98V243H97ZM111 244H113V243H111ZM116 244H117V243H116ZM161 244H162V243H161ZM174 244H175V243H174ZM191 244H192V243H191ZM198 244H199V243H198ZM204 244H205V243H204ZM246 244H247V242H246ZM246 244H245V245H246ZM77 245H78V244H77ZM80 245H81V244H80ZM98 245H99V244H98ZM98 245H97V246H98ZM113 245H114V244H113ZM188 245H189V244H188ZM241 245H242V244H241ZM243 245H244V244H243ZM243 245H242V246H243ZM66 246H67V245H66ZM92 246H93V245H92ZM152 246H153V245H152ZM189 246H190V245H189ZM247 246H248V245H247ZM247 246H246V247H247ZM259 246H260V245H259ZM79 247H80V246H79ZM89 247H90V246H89ZM100 247H101V246H100ZM163 247H164V246H163ZM165 247H166V246H165ZM239 247H240V246H239ZM257 247H258V246H257ZM27 248H28V247H27ZM58 248H59V247H58ZM58 248H56V249H58ZM66 248H67V247H66ZM80 248H81V247H80ZM152 248H153V247H152ZM169 248H170V247H169ZM169 248H168V249H169ZM185 248H186V247H185ZM204 248H205V247H204ZM208 248H209V247H208ZM81 249H82V248H81ZM103 249H104V248H103ZM105 249H106V248H105ZM121 249H122V248H121ZM127 249H128V248H127ZM170 249H171V248H170ZM249 249H250V247H249ZM258 249H259V248H258ZM28 250H29V248H28ZM44 250H45V249H44ZM63 250H64V249H63ZM65 250H66V249H65ZM74 250H75V249H74ZM89 250H90V249H89ZM106 250H107V249H106ZM109 250H110V249H109ZM113 250H114V249H113ZM124 250H125V249H124ZM163 250H164V249H163ZM191 250H192V249H191ZM193 250H194V249H193ZM203 250H204V249H202V251H203ZM256 250H257V249H256ZM37 251H38V250H37ZM53 251H56V250L53 249ZM85 251H86V250H85ZM116 251H117V250H116ZM155 251H156V250H155ZM169 251H170V250H169ZM179 251H180V250H179ZM194 251H195V250H194ZM196 251H197V250H196ZM196 251H195V252H196ZM204 251H205V250H204ZM59 252H60V251H59ZM64 252H65V251H64ZM89 252H90V251H89ZM105 252H106V251H105ZM171 252H172V251H171ZM189 252H190V251H189ZM195 252H194V253H195ZM200 252H201V251H200ZM206 252H207V251H206ZM30 253H32V252L30 251ZM42 253H43V251H42ZM67 253H68V250H67ZM158 253H159V252H158ZM174 253H175V252H174ZM198 253H199V252H198ZM45 254H46V253H45ZM61 254H62V253H61ZM61 254H60V256H61ZM69 254H70V253H69ZM73 254H75V253H73ZM73 254H72V255H73ZM89 254H90V253H89ZM156 254H157V253H156ZM164 254H166V253H164ZM164 254H163V255H164ZM168 254H169V253H168ZM189 254H190V253H189ZM43 255H44V253H43ZM54 255H55V254H54ZM72 255H71V256H72ZM192 255H193V254H192ZM192 255H191V256H192ZM195 255H196V254H195ZM200 255H202V254H200ZM262 255H263V254H262ZM40 256H42V254H41ZM64 256H65V255H64ZM82 256H83V255H82ZM105 256H106V255H105ZM110 256H111V255H110ZM124 256H126V255H124ZM166 256H167V255H166ZM174 256H175V255H174ZM186 256H187V255H186ZM203 256H204V255H203ZM50 257H51V256H50ZM54 257H56V256H54ZM96 257H97V256H96ZM111 257H112V256H111ZM162 257H164V256H162ZM169 257H170V256H169ZM184 257H185V256H184ZM187 257H188V256H187ZM195 257H196V256H195ZM209 257H210V256H209ZM257 257H258V256H257ZM259 257H260V256H259ZM48 258H49V257H48ZM51 258H52V257H51ZM58 258H59V257H58ZM61 258H62V257H61ZM63 258H64V257H63ZM99 258H100V257H99ZM104 258H105V257H104ZM173 258H175V257H173ZM188 258H189V257H188ZM71 259H72V258H71ZM100 259H101V258H100ZM126 259H127V258H126ZM178 259H179V258H178ZM46 260H47V259H46ZM118 260H119V259H118ZM120 260H121V259H120ZM172 260H173V259H172ZM172 260H171V261H172ZM192 260H195V259H192ZM192 260H190V261H192ZM205 260H206V259H205ZM76 261H77V259H76ZM80 261H81V260H80ZM129 261H130V260H129ZM175 261H177V259H176ZM181 261H182V259H181ZM206 261H207V260H206ZM209 261H210V260H209ZM212 261H213V260H212ZM224 261H225V260H224ZM36 262H37V261H36ZM42 262H43V261H42ZM67 262H68V261H67ZM98 262H99V261H98ZM101 262H102V261H101ZM101 262H100V263H101ZM109 262H112V263H113V261H109ZM133 262H134V261H133ZM195 262H196V261H195ZM198 262H199V261H198ZM202 262H203V261H202ZM210 262H211V261H210ZM225 262H226V261H225ZM225 262H224V263H225ZM37 263H38V262H37ZM69 263H70V262H69ZM75 263H76V262H75ZM90 263H91V262H90ZM106 263H107V262H106ZM125 263H126V262H125ZM186 263H187V262H186ZM188 263H189V262H188ZM193 263H194V262H193ZM203 263L205 264V262H203ZM224 263H223V264H224ZM253 263H254V262H253ZM41 264H42V263H41ZM54 264H55V263H54ZM66 264H68V263H66ZM70 264H73V263H70ZM91 264H92V263H91ZM110 264H111V263H110ZM116 264H117V263H116ZM178 264H179V263H178ZM191 264H192V263H191ZM211 264H212V263H211ZM231 264H232V263H231ZM233 264H234V263H233Z\"/></svg>",
  "mask_w": 264,
  "mask_h": 264
}]
</instances>
